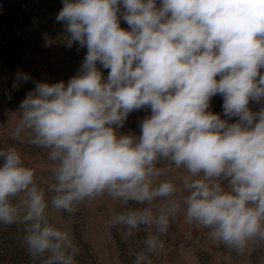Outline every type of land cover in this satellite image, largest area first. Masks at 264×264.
Instances as JSON below:
<instances>
[{
    "label": "clouds",
    "instance_id": "clouds-1",
    "mask_svg": "<svg viewBox=\"0 0 264 264\" xmlns=\"http://www.w3.org/2000/svg\"><path fill=\"white\" fill-rule=\"evenodd\" d=\"M55 19L86 56L67 83H35L12 133L49 150L53 195L15 147L0 148V224L25 225L32 259L75 264L71 230L51 212L104 195L148 205L112 218L124 239L147 226L133 264H151L182 207L237 252L264 242V105L249 108L264 101V0H63ZM30 79L18 70L13 88ZM217 94L226 119L209 111ZM145 107L142 134L119 133Z\"/></svg>",
    "mask_w": 264,
    "mask_h": 264
},
{
    "label": "rangeland",
    "instance_id": "rangeland-1",
    "mask_svg": "<svg viewBox=\"0 0 264 264\" xmlns=\"http://www.w3.org/2000/svg\"><path fill=\"white\" fill-rule=\"evenodd\" d=\"M159 6V0H157ZM122 20V19H121ZM53 24H49L43 30L44 36L38 35L33 29H27L23 38L29 40L37 36L42 38L41 49L38 53L33 52L30 43L26 42V49L19 58H11L10 65H0V148L15 147L22 156L25 166L35 169V178L40 186L45 187L48 198L53 193L47 191V185L54 182L50 168L51 161L48 160L49 150L32 145L28 137L16 139L12 133L18 123L19 105L27 93L34 89L36 82H47L49 84L64 81L67 83L72 77L79 74L80 67L84 61V55L69 52L63 46L61 31L65 28L64 22H57L52 18ZM123 21V20H122ZM125 28L129 26L123 21ZM106 79L108 73L97 66ZM28 74L31 79L21 83L20 93L14 97H7L4 93L10 81L16 76L17 71ZM264 73V69H261ZM219 79V77H217ZM264 105V101L257 103L249 102V108L256 112ZM223 96L217 94L210 101L209 111L214 114L223 115ZM151 115L148 107L134 110L127 117L124 126L118 129L121 134L141 133L140 123L146 116ZM238 118L233 117L229 123L236 122ZM3 160L0 159V166ZM184 170H175L170 176L176 178L183 174ZM164 203L158 199L153 203V208ZM135 202L124 204L119 199L104 195L93 201L85 200L77 206L74 213L51 212V223L58 227L70 228V235L78 248L75 256V264H133L135 255L143 250V241L148 235L147 226H141L132 237L123 238L125 231L121 225H113L112 218L124 212L127 208L147 207ZM12 225H5V227ZM20 230V235L13 241L4 237L0 240V246H10L25 235V225ZM3 227L0 232H5ZM210 229L188 223L186 211L182 207L176 218L171 221L166 235L160 238L164 241V247L158 249L149 256L151 264H264V242L250 244L243 253L226 244L214 240L210 235ZM13 247V246H12ZM22 264H41V258L33 260L29 252L15 259Z\"/></svg>",
    "mask_w": 264,
    "mask_h": 264
},
{
    "label": "trees",
    "instance_id": "trees-1",
    "mask_svg": "<svg viewBox=\"0 0 264 264\" xmlns=\"http://www.w3.org/2000/svg\"><path fill=\"white\" fill-rule=\"evenodd\" d=\"M63 0H0V65H10L11 58H19L23 50L26 49V42L30 43V47L33 48V52L38 53L41 49L42 38L37 36L31 37L29 40L23 38V33L27 29H33L38 32V35L44 36L49 24L52 22V18L56 17L59 11L62 9ZM120 26L124 29L125 25L123 21H120ZM63 46L67 48L69 52L79 53L84 55L87 53V48L80 47L78 42H74L71 46H68L66 42L65 28L61 31ZM100 68L104 69L102 65L97 64ZM109 73L110 69H104ZM28 75V74H27ZM16 81V76L13 81H10L8 87L4 93L7 97H14L18 95L21 90V83L19 81V87L13 88V83ZM5 225L0 224V229ZM10 229H6L5 232H0V240L4 237L10 238L13 241L15 237L20 235L22 227L20 224H13L9 226ZM5 227V228H9ZM13 246V247H12ZM28 252L26 245L23 243V238L18 240V244L13 243L10 246H0V264H22L15 259L20 258Z\"/></svg>",
    "mask_w": 264,
    "mask_h": 264
}]
</instances>
